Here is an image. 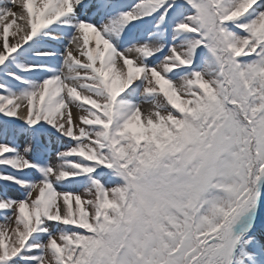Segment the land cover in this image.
I'll return each instance as SVG.
<instances>
[{
	"label": "snow or ice",
	"instance_id": "1",
	"mask_svg": "<svg viewBox=\"0 0 264 264\" xmlns=\"http://www.w3.org/2000/svg\"><path fill=\"white\" fill-rule=\"evenodd\" d=\"M0 166V264H264V0H0Z\"/></svg>",
	"mask_w": 264,
	"mask_h": 264
},
{
	"label": "rangeland",
	"instance_id": "2",
	"mask_svg": "<svg viewBox=\"0 0 264 264\" xmlns=\"http://www.w3.org/2000/svg\"><path fill=\"white\" fill-rule=\"evenodd\" d=\"M7 193H10V191H7Z\"/></svg>",
	"mask_w": 264,
	"mask_h": 264
}]
</instances>
